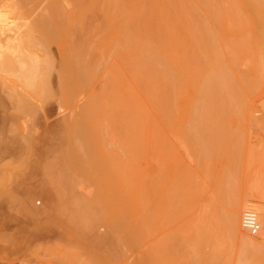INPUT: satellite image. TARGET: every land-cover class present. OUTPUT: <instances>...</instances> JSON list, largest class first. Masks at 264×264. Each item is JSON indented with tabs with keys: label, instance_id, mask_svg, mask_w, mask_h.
<instances>
[{
	"label": "bare ground",
	"instance_id": "1",
	"mask_svg": "<svg viewBox=\"0 0 264 264\" xmlns=\"http://www.w3.org/2000/svg\"><path fill=\"white\" fill-rule=\"evenodd\" d=\"M19 1H17L19 6L17 5L16 6L17 8L15 7V9H17V11L20 12V13L18 12V15H20L23 20L28 19L30 21L28 23H24V25L21 26V29L23 28V26H25V30H23L24 31L23 33H20L19 35L20 37H18L16 44L11 45L7 43L6 45L7 50L9 51L11 50V52L8 51V53H6L5 51L3 52L0 49V70L3 69L4 71L5 69L6 70L8 69L7 71L11 72L10 69L12 68V66H15L16 64V63L14 64L13 59L16 56L18 57L17 60L18 70L20 69V72L17 71V74L19 73L18 77L14 74L13 76H16L18 80L20 79L22 85L18 81L19 84L21 85L19 87H22L23 89L22 88L19 89H22V91L23 90L24 91L22 92L16 88L11 89V91H9V89L3 86L4 90L5 89L8 90V91L6 90L7 96L6 98L4 96L5 98L4 100L0 99V108H5V110L3 109V111H7V112L10 111V108L12 109V111L15 110L13 116L15 115L16 119H22V118L24 119L28 116H30V118H34L33 116L38 115L40 113L39 112L40 109L43 108V103L47 102L46 100H48L47 97L49 94H47L46 89H48L47 87L49 86V83L54 81V80L51 81L52 78L51 72L55 70L53 69L51 71L53 62H51V60L48 57L47 58L43 57V59H38L39 54L37 55L35 53L36 49L35 52L34 50L33 52H30V50L32 49H30L29 47L30 50L27 51L26 50L27 46L35 45L33 47L34 49L35 47L37 48L36 45H40L42 48L48 49L50 48L49 47L50 44L56 40L57 36L62 31V29H64L65 27L67 28L68 25H70V27L75 25L78 26V24L81 23L84 12H86L84 14H88L87 12H90L91 14L94 13L93 15H95V12L100 11L103 15H101L100 12L98 13H100V15L103 16V18L100 15L94 17L95 18L100 17L99 20L103 19V22L105 24V25L103 24V26L107 27L106 24H109L111 26L113 25L112 27H115L117 29V30L114 29L117 35L115 33L114 36H116V38L114 37L113 39L119 43L117 44L119 45L118 48L120 47L119 50L118 48L117 50H115V48L113 47H110L108 49L106 47V49L109 50V52L112 48V50H114L112 52L118 51L119 53L117 62L115 59V62L117 63L116 64L117 67L114 66L116 68V71L113 74L111 73V71L113 72L114 67L112 69L110 68L111 70L108 69L110 72L109 71L107 72V69L106 68L104 69L102 67L104 70H106L105 73H109L108 75L109 77L113 75L112 77L109 78L107 75H105L106 77L105 76L103 77V75L101 74L104 70L101 69L96 70V67L101 68V66L98 65L101 64L100 63L101 61L102 63H104L103 61L105 60V58L101 59L102 56H99L98 54V56L100 57V59L99 57L98 59L101 61L97 66H95V64H97L99 60L97 61L93 59V55L95 54L92 55L93 52L91 49V42L88 41L89 42L88 43L86 41L87 38L90 40L92 36L91 35L92 32L95 33L93 35L95 37L97 33L100 35V32L95 31L96 30L95 28H93L94 31L92 29L90 30L92 31L89 34L91 35L90 37L87 36L86 38L85 35L84 36L86 39L85 40L84 37L80 36L84 41L80 39L82 41L78 42L77 39L79 38H77L76 42L78 43H76L73 46L71 44L70 45L66 44L63 40V44L65 43L66 45L65 44H64L65 46L62 45L61 48L60 47L61 44L58 43L60 40H62L60 39L62 38L61 34L59 35L60 38L58 37V40L55 41L58 43V44L55 43V45L56 44L58 45L57 49L59 50V53L61 49V53H60L61 60L59 59L60 65L58 67L59 72H58L57 85H58V91L60 93V99L64 104L66 105L71 104L72 101H75L74 99L76 97L81 95L84 92V90L88 89L87 86L89 87L91 79L95 75L96 71L102 75L101 76L99 74L97 75V77L100 76L103 77V79L108 77L109 79L107 78L108 82L105 85L100 86L99 84L100 83L102 84V82L98 84L100 86V88L98 89L100 90L101 93L100 92L97 93L98 89H96L97 92L92 91L90 93L91 88L93 89L92 85L90 86L91 88H89L90 90L88 93L87 104H85V107L82 113L80 114V116L76 118L77 122L70 121L65 124V129L60 132L61 134L55 136V137L58 136L57 137L58 144H56L55 142L57 146L50 141L52 145H55L54 148L51 145L52 146L51 148L53 149L50 150L49 152L50 154L49 153L47 154L50 155L51 157L49 158L46 157L47 158L46 162L43 161L42 165L40 164L42 166V171H43L42 173H44V176H46L45 177L46 182L44 183L49 186V187L46 186L47 188L53 189L55 195V201L52 208L53 209L52 215L51 216L46 215L48 216L47 218L51 220V221L49 220L50 223L52 222V224H50L51 228L52 225L53 224L55 225L56 222L59 223L58 224L59 226L60 223H62L64 224L63 226L66 229L64 228L65 229L64 230L62 227L60 228L61 231L62 229L63 231L67 230L68 233H70V236L75 234L73 235V237L74 236L77 237L78 235H81L83 239L85 235L84 234L85 230L89 233L90 236L91 235L90 231L91 230L95 231L96 226H98L99 224L106 225L108 228L107 234L103 236H95L94 232H92L93 234L92 236L94 237V239L96 237V242L98 244L93 241L94 240L93 237L91 236L89 237L87 235L90 238V241H93L94 246L96 245V247H98L97 245H99L102 248V249L98 248V250L100 249L99 253L94 252L95 256L91 255L92 257L96 258V261H98L99 264H109L111 261L122 257L124 250V249L122 250V248H128L129 250H132V252L134 251L137 254L141 255L143 253L144 247H148L149 254L140 257L137 264H182L181 262L184 259L187 260L188 255L191 252H193L191 251V249L193 247L194 250L197 249L195 247L197 244L191 247L190 240L191 241L193 240L192 242H195L198 241V239L193 238L192 236H190L189 238H184L182 235L180 236V233L178 231H175L173 228H171V227H176L175 225L176 223L174 224V226L173 224L170 226V224L172 223V220L175 218L173 214L177 212V211L175 212L177 206H179L183 202H185V205L187 204V206H189L190 200L188 199V201H185L187 196L190 194L188 192V189L189 188L193 189L195 187H193V184L192 185L190 184V182L194 183L193 179H189V178L187 180L190 181L184 184H177L176 182H174V178L171 177L170 175V171H172V169L170 168L171 166H169V163L171 161H169V163L167 162L168 164L166 163V165L163 164L165 163L164 154L167 153L166 133L167 131H169L166 128V124L168 123L170 118V110H171L170 108L171 107H174V109H176V107L179 108L178 102L180 97L183 95V92L186 98L189 97L187 96L188 92L187 89L185 88V84L186 83L189 84L190 82L191 83L189 84V86L192 89V95L189 98V100L185 103L186 106L185 118L186 120H188L187 123L195 126L194 136L197 137L198 143L200 142L199 144L197 143L201 147L200 151H202L203 147L206 148L205 147L206 145L207 146L206 149H208L206 151V155L211 153L210 152L211 149H209L210 145L208 146L207 144H205L204 141L208 140L209 138L210 139L212 138L213 131L216 132V134L218 135L219 133L218 129H220L219 125L217 127L216 124H215L216 127L212 126L208 128L207 124L208 125L210 124L208 122L206 125L204 124L205 125L204 126L202 123V121H204V118L203 120L202 118H200L201 113H203L201 117H206V116L209 117L210 114H211L210 117H214V114L216 115L217 113H220L221 116L223 115L222 117H226V115L232 116L235 114L236 111L233 112L234 114H230V113L231 111H233V109H236L234 107H236V105L239 103V99H238L239 90H237L236 87L237 81L239 79L238 75L242 73V72L239 73V71L245 70L246 72L247 71L250 72V70H252L250 69V66L247 67L248 70L246 67L244 70H242L241 67H239L241 65L239 61L242 59L244 60V57L247 58L246 56L249 55V52L250 53L254 52V50L250 51L251 47H253V45L250 46L251 42L249 44V41L251 40H249L250 38H248L250 37L251 33L249 31L247 32V34L246 33L243 34L246 35L244 37L247 38L248 42L246 39H244V37L243 39L246 40L247 44L250 47L246 43H244V41H242L250 49L244 46V44L241 43V40L239 41V39H237L238 37L234 36L236 39L234 40L232 39L233 41L235 40L239 41L237 42L236 46L240 47L239 43L243 46V48L241 46L242 50L241 48H239V50L238 48L236 49L238 50V52L241 50L243 53V54L241 53L243 58H240L241 56L239 57L240 60L236 57V59L239 60L238 64H240L238 66L239 68H237L238 70L240 69L237 74L236 70L233 69L235 66L232 67L231 65L232 63H230V61L227 62L229 60L228 58L229 55H227L228 53L225 55L226 57L228 56L227 57L228 60H226L225 62L224 59L226 58H224L225 57L224 53H222V51L219 49L221 45L218 46V44H216V39H215L216 35L214 34L220 32L217 35L219 37L220 35L223 36L221 37L222 39H224L225 37L223 35V31H221L222 29L215 33V30H218L219 27L221 28L222 26L220 25L219 27H217V29H215L216 28L215 27L214 28L215 30L213 29V26L216 24H223V23H225L226 25L228 19L227 12L228 14L230 12L233 13L232 15H234V13L236 12L235 10H233L235 5H236L235 8H239L240 10L241 0H89L87 5L78 6L75 9V13H73L72 9L70 11L66 10V7L63 4L65 1L62 3L63 0L62 1L51 0L52 2L47 3L48 6L45 4L46 7L48 8L45 9L43 7V9H45L44 10L45 12H42L43 13L42 14L40 11L41 14H39L37 17H33L34 15L33 12H35L36 7H32V6L38 3L34 4L32 2L34 0H19ZM248 1L252 6H257L260 12L264 14V0H248ZM31 2L34 5L32 4L31 6ZM244 14L242 16L246 17V14L245 15ZM93 15L91 16L88 15V16L89 18L91 17V20L93 19L94 23L95 22L97 23L98 20L95 21ZM240 15L239 17L237 15L238 19L237 17H235L236 15H234L232 20H234L235 18L238 20L239 23H242L240 20H244L245 17L243 19V17L241 16L242 19H240ZM85 19H87V17ZM101 21L102 20L99 21L100 23H98V25L102 23ZM234 21L235 23H237L236 25L238 26V22L236 20ZM95 24H93V26ZM229 25L230 24H227L226 27ZM236 25H232L231 23L230 27L231 26L236 27ZM70 27L68 28V30L70 29ZM244 27L242 26V29H245ZM210 29L214 30V33ZM230 31L227 30L225 31V33L229 32L230 34L233 35L234 34L233 32H235L234 29L233 30L231 29ZM1 32L2 31L0 30V33ZM67 32L65 29V34ZM70 33L68 32L67 33L68 35H65L63 33L62 34L64 36L63 39H65V36L66 37L68 36L67 39L69 38L68 40L70 41V37H69ZM82 34L83 33L81 32V35ZM248 34L250 35L248 36ZM101 36L103 35L101 34ZM105 36L106 35L104 34L103 38H107V39L109 38V36L108 37ZM218 36L217 39L220 40ZM227 37H231V36H229L228 34L226 38ZM96 39L98 40V37L95 38V40ZM181 39L184 41L183 43L182 41H180ZM108 40H112V39L109 38ZM171 40H178V42H181L179 43L180 45L183 44V47L182 45L180 47L178 42L175 41L176 44L174 45L176 46L172 50V47L170 46ZM224 40L222 42H224ZM227 40H225V42ZM233 41H231V43ZM98 42L99 41H97V44ZM108 43L109 41L105 42V44ZM252 43L255 44V42ZM257 43L258 42H256L255 45H257ZM184 44L185 45L187 44L188 47L186 48ZM52 45H54V43ZM66 46H69V48H67ZM24 47H25V51L27 52H24L22 50ZM246 49L247 51L249 50V52H246L245 51ZM38 50L39 48H37V52ZM99 50H101L100 47L99 49L96 50L97 53ZM225 50L227 51L226 47L224 48V51ZM243 50L245 52H243ZM262 50L263 49H261V52H259L260 51L259 49L257 51L260 54L262 53L261 55L263 58L264 54ZM245 53H247L248 55H245ZM258 53L257 55L259 56ZM253 55H255V53ZM95 56L94 58L96 59ZM105 56L107 55L105 54ZM222 56L224 59L222 58ZM252 56H250V58H252ZM52 57L53 56H51L50 58ZM111 57L112 56L110 55V58ZM250 58H247L246 60H249ZM259 59L262 60L261 56L257 58V60ZM93 61L94 63L95 62L96 63L94 64ZM260 62L262 63V61ZM235 63L236 62H234V65ZM105 64L106 63H104V65ZM110 67H112V65ZM245 71L243 73H245ZM9 74L11 75V73ZM0 79L2 80V78ZM107 79L105 80V82L107 81ZM4 81L2 80L1 83ZM13 82H17V81H13ZM94 82L98 83L99 81L97 79V81ZM239 82L241 81H238V83ZM52 83H53L52 85L53 87L54 82ZM6 85H8V83H6ZM101 87H102V91H101ZM103 88H105L106 90L108 88L107 90L108 92H106V90L104 92ZM184 88L187 92L186 93L187 95L185 94ZM242 91H240V95ZM55 95L54 97L58 98L59 95L57 97ZM50 97L53 96L50 95ZM7 108H9V110H6ZM207 113H209V115H206ZM236 115L237 114H235V116ZM14 122L16 121L14 120ZM201 126L203 127L205 132L202 130ZM257 126L261 127V125H257ZM186 127L184 131L186 130L185 132H187L190 130L189 132H191V129H188L189 127L188 128ZM205 127H207L209 131L207 129L205 130ZM13 129L12 131H15ZM194 129L192 128V130ZM24 142L25 144L21 149V152L23 151L21 154V158L25 156V158L21 161V164L23 163L21 165L22 168L23 165H26L27 163L31 164L32 162L31 159L30 161L28 159L31 154L30 153L32 150L31 148L34 146L33 143L34 139L32 141L31 139L25 138ZM212 143L213 142H211V144ZM110 144L111 146L109 147ZM113 144L114 146H112ZM111 147H115V148L113 149ZM167 155L168 154H166V156ZM154 156L157 157L158 159V168L159 169L164 168L166 171L163 187L158 188L160 189L159 190L160 192H155L156 191L155 186L150 187V191L149 189L147 190L146 185L149 186L151 184V181H149L150 184H143L145 183L143 182L145 180L142 181V179H145L146 176H144L145 175L144 170L141 171L139 169V168H152V162ZM168 160L169 159H167L166 161ZM214 160L212 162H214ZM10 166L12 170V165ZM27 166L29 167V165H26V167ZM110 166H112L111 169H116V170L114 172L107 171L106 169H110ZM129 168L132 170H130ZM176 168L178 167L176 166ZM121 169L123 170L126 169V171L125 170L122 171ZM173 170L176 169L173 168ZM218 171L219 169L216 172L217 174L225 176L224 170L222 171L221 169V173H218ZM6 173H8L7 170ZM0 174L2 175L1 172ZM133 174L135 175L139 174V175H136L135 177L133 176ZM11 175L13 174H9L10 177L5 175V177L9 178L8 180H10V178L12 179ZM79 175H83L87 179L92 180L93 183H95V191L98 200L94 199L91 195H90L91 197L88 198V195L87 197L86 196L83 197V195L79 193L77 194L78 190H76L77 192L75 191V186L77 181H79L78 179ZM3 176L1 177L3 178ZM5 182H4L5 187H7L6 184L8 182L7 183ZM2 183L3 182L1 181V184ZM160 183L162 184L163 181ZM3 186L0 188L1 190L4 191V189H2ZM228 189H231L232 192H234L233 187H230ZM224 190L226 192V187H224ZM7 191L6 192L4 191L5 193H3V196L4 194L7 193ZM7 196H9V194ZM11 196L12 195H10V197ZM10 197L8 201L12 199ZM3 199L6 198L2 197V201ZM6 201L4 200V202ZM233 201L231 200L232 204L230 203L226 213H228L230 216L229 218L232 219L231 223L233 224L235 232L242 239L248 240L249 239L248 235L244 233L240 225L241 223L240 217H242L241 215L242 210L243 209L254 210L256 212V215L260 217L262 216L261 222L264 226V209H262L261 207L251 208L250 206L247 205V202L243 199H236L234 202ZM192 205H195V203ZM196 206H197V202H196ZM181 207L183 208V205ZM102 208H104L110 215L109 220L107 221L102 220V216L100 214ZM30 212L35 215L39 214L37 212H34L33 210H30ZM179 213L180 212H178V214ZM33 218L35 220V218L37 219L38 216L36 215ZM219 219L220 218H218V220ZM225 219L226 218L224 217V220ZM66 221H68V223H66ZM230 221H231L230 219L229 222L227 220L229 226L231 225ZM46 222L47 223L45 224L47 225L45 227L48 226L47 228L49 229L50 228L48 224L49 222L48 221ZM219 222H223V221L220 219ZM65 224L69 225V227ZM34 226H35L34 228H36V225ZM55 227L53 229H55ZM39 229H41V227H39L37 230ZM161 230L163 232H161ZM36 231L33 234L35 236L37 234H40V233L36 234ZM67 231L64 233L61 232V236L65 234L66 238L64 239L69 240L66 234ZM76 237H74L75 239L72 238V240L70 237V241L72 242L69 241L70 243L67 242L68 244L67 243L66 244L70 246V244H72L74 240L75 243L78 242V239L81 240L80 236L77 237L78 239ZM152 237H154L153 242L147 245L146 244L147 240L151 239ZM64 239L63 242L65 243ZM63 242L62 244L63 246H65ZM75 243H73L74 247H76ZM81 243H86V241L84 240V242L82 241ZM89 243L92 244V242L88 241V244ZM76 244L78 245L79 242ZM86 244L84 245L86 246ZM189 244L190 246H188ZM93 245H91V247ZM88 246L90 247V245ZM94 246L93 248H95ZM77 248L79 249L80 245L77 246ZM263 248H262L263 252L260 256L261 258L264 256ZM255 250L260 251L259 248ZM78 251L80 252V250ZM92 251L93 250H90V252ZM100 251L102 253H100ZM81 253H83V255L85 254L84 256L89 255L87 254V252L85 253L84 250H82ZM194 253H196V251ZM217 253H219V250ZM211 256L212 255L209 256L210 257L209 259L208 258L204 259L203 264H226L222 260L218 262L217 256L214 257L213 255L212 257L214 258H212ZM173 258L174 260H176V262H174ZM88 259H91V257ZM61 260H65V259H61ZM92 260L94 262L93 258L91 259V261ZM262 261H264V259ZM68 262L66 263L68 264ZM78 263L83 264L82 261ZM185 263L187 264L188 262ZM230 263H228L227 261V264Z\"/></svg>",
	"mask_w": 264,
	"mask_h": 264
},
{
	"label": "rangeland",
	"instance_id": "2",
	"mask_svg": "<svg viewBox=\"0 0 264 264\" xmlns=\"http://www.w3.org/2000/svg\"><path fill=\"white\" fill-rule=\"evenodd\" d=\"M17 1H19V0H0V15H1L0 16V30L2 31L0 33V49L3 52L5 51L6 53H8V51H9V50H7V47H6L7 43H9L11 45L16 44L18 37H20L19 36L20 33H23L24 32L23 30H25V26H23L22 29H21V26L24 25V23H28L30 21L28 19H27L28 21L23 20L22 17L20 15H18L19 11H17V9H15V7L18 5ZM52 1L51 0H36V1L34 0V1H32L34 4L38 3V4L34 5L31 2V6L33 4L34 6H32V7H36L35 8L36 10L34 9L35 12H33L34 13L33 17H37L42 12H45L44 10L46 8H48V7H46V5L48 6L47 3L48 2L50 3ZM88 2H89V0H63L62 1L64 6L66 7V10L70 11L72 9L73 13H75V9L78 6L87 5ZM248 2H249L248 0H241L240 10H239V8H235L236 5L233 8V10L236 11L234 13V15H236L235 17H237V15L239 17V15L241 14L240 19H242V17H243L242 15L245 13L246 17L245 16L244 17H245V19L247 18L246 19L247 22L244 19V17H243L244 20L239 19L242 23L238 22V20H237L238 17H237V19L234 18V20H236L238 22V26H237L236 25L237 23H235V21L232 20L234 17V15H232L233 13L229 12V14H228V12H227V15L228 16L230 15V16L229 17L227 16L228 19H227L226 25L227 24L231 25V23H232V25H236V27L231 26L232 27L231 28L229 25V26H227L229 28L228 29L226 27L225 23L216 24L217 26L216 25L213 26V29L215 27H216L215 29H217V27H219L220 25L222 26L221 28L219 27L218 30H215V29L214 30L216 33L217 31L222 29L221 31H223V35L225 36L224 39L226 38V36H228V34H229V36H231V37H227L225 40H227V39H229V40H227L225 42V40L221 38L223 36H221L219 34L220 35V37H219L217 35L220 32H217V34H214V35H216L215 36L216 44H218V46H220V45L222 46V47L220 46L221 48L219 47V49L222 51V53H224V56L227 53H228L227 55H229V57L227 56L229 58V60L226 56L224 57L226 59H224L222 56L224 61L225 62H226V60H228L227 62L230 61V63H232L231 64L232 67L235 66L233 69L236 70L237 74H238V71L240 70V69L239 70L237 69L239 67H241V69L244 70L245 67L247 68L248 66H250V69H252V70L249 69L250 72L249 71L246 72L244 70L245 73H243L244 71H241V70L239 71V73L242 72L241 74L238 75L239 76L238 81H241V82L238 83V81H237V84H236L237 90H239V93H238L239 103L236 105V107H234L236 109H233V111H231V113H230V114H234L233 112L236 111L235 112V114H237L236 116H235V114L232 116L230 115L231 117L229 115L228 116L226 115V117H227L226 118V117H222L223 115L221 116L220 113H217L216 115L214 114V117H210L211 114L209 115V113H207L206 115H209V117H207V116L201 117L203 114V113H201L200 118H202V120L204 118V121H202V120H200V121H202L203 125L204 124L206 125L208 122V123H210L209 125L207 124L208 128L212 127V126L218 127V125L220 128V129H218L219 130L218 132L220 133V135H219V133L217 135L216 132L213 131L212 134L214 137L211 135L212 136L211 139L209 138L208 140L204 141L205 144H207L208 146L210 145L209 149H211L210 150L211 153L206 155V151L208 150V149H206L207 148L206 145H205L206 148L203 147L204 150L206 149L205 152L203 149H202V151H200L201 147L198 145L200 142L198 143L197 137L194 136V133H195L194 127L195 126L187 123L188 120H186V118H185L186 117L185 116L186 115L185 103L189 100V98L192 95V89L189 86V84L191 83L190 81H189L190 82L189 84L186 83L187 87L185 84V88L187 89L188 93L186 92V90L184 88L185 94L187 93L188 95L187 94L186 95L189 97L186 98V96L184 95V92H183V95H182L183 97L181 96L179 99V102H178L179 108L178 107H176V109H174V107L170 108L171 109L170 110V118H169L168 123L166 124L167 130H169L166 133L167 134V136H166V141H167L166 152L167 153L166 154H168V155L166 156V154H164V156L167 158L164 157L165 163H163L164 161L162 163L164 165H166L167 162L169 163V161H171L169 163V166H171L170 168L172 169V171H170V175H171V177L174 178V182H176L177 184L187 183L190 181V180H187L189 178V179H193L194 183L190 182L191 185L193 184V187L196 188L198 186L196 189L193 187H191L193 189H190V188L188 189V192L190 194L187 196L185 201H188V199L190 200L189 206H187V204L185 205V202H183L184 204L182 203L179 206H177V208L175 209V212L176 211L177 212L173 214L175 218L172 220V223L170 224V226L172 224L174 226V224L176 223L175 224L176 227H171V228H173L175 231H178L180 233V236L182 235L184 238H189L190 236H192L193 238L198 239V241H195V242H192L193 240L192 241L190 240L191 247H193V245L197 244L195 246L197 249L194 250L193 249L194 247H193L191 249V251H193V252H191L192 254L190 253L191 255L189 254L187 257V260L184 259L181 262L182 264H184L185 262H188L189 264H197V263L203 264L204 259H206V258L209 259L210 255H212V256L214 255V257L217 256L218 262H220V260H222L226 264H227V261H228V263L231 262L230 264H262V263H264V261H262L264 259V256L262 258L260 257L262 252H263L262 248L264 247V228H263L264 226L261 222L262 216L260 217L257 215L260 227H259V231L255 235H251L247 230H245L242 227V222L240 223L242 230L244 231V233H246L248 235V238H249L248 240H245V239H242L235 232L233 224L231 223L232 219L229 218L230 217L229 214L226 213V211L228 210V207L231 203V200L235 201L236 199L245 200L247 202V205L250 206L251 208H256V207L260 208L261 207L262 209H264V70H263L264 69V56L262 58V55H261L262 53L260 54L257 51L259 49L260 50L259 52H261V49H263L262 52L264 54V37H261V36H264L263 35V33H264V14L260 12V10H259V8H257V6H252L250 4V2L249 3ZM68 4L70 5V7ZM37 6H38V8H37ZM43 7L45 9H43ZM40 8H41V10H40ZM37 11H39V12H37ZM40 11H41V13H40ZM237 11H239V12H237ZM98 12H100V11L95 12V15H93L94 13L91 14L90 12H87L88 14H84V13H86V12H84L83 13V19L84 20L82 19L81 23L78 24V26L75 25V26L70 27V25H68L67 28L65 27L64 29H62V31L59 33V35L61 34L62 38H60V36L58 35L56 40H58V37L60 39H62L58 42L61 44L60 47L62 48V45L65 46L66 44H69V45L71 44L72 46L75 45L79 41H82L83 39L81 37H84L85 35H86L85 36L86 38H87V36L90 37L92 35L90 40L88 38L86 40L85 37H84V39L87 42L88 41L91 42V49L93 52L92 55L93 54L96 55V56L93 55V59L98 61L100 59L99 56H102L101 59L105 58V60L103 62L106 63L104 65V63H102V61L99 60L98 63L95 64L96 62L94 63V61H93L95 66H97L100 61H101L100 63L102 64V65L99 64L98 66H101V68L96 67V70L97 69L98 70H100V69L104 70L106 68L107 72H108L114 66L117 67L116 62H117V59L119 57V53H118V51H115L116 53L112 52V51H114V50H112V48H111L110 52L107 49L110 47H113V48H115V50H117V48L119 46L117 44H119V43L113 39L114 37L116 38V36H114V34L116 33L114 29H116V28L112 27L113 25L111 26L109 24H106V26L108 28L103 26V24H104L103 19H100V20H102L101 21L102 23L98 25V23H100L99 22L100 17H98V18L94 17V16L100 15L101 12L100 13H98ZM236 13H238V14H236ZM252 13H254V14H252ZM88 15L89 16L93 15V18H95V21L98 20L97 23L95 22L96 23L95 24L93 19L91 20V17L89 18ZM101 15H103V14L101 13ZM231 15H232V17H231ZM86 17H87V19H85ZM101 17L103 18V16H101ZM25 21H27V22H25ZM231 21H234V22H231ZM244 21L246 22L247 25L245 24ZM248 21H249V24H248ZM93 24H95V25L93 26ZM239 24H241V25H239ZM101 26H103V27H101ZM242 26L243 27L245 26L244 27L245 29H242ZM69 27H70V29H69L70 31L68 30ZM84 28H86V29H84ZM93 28L96 29L95 31L100 32V35L97 33L96 37L93 36L95 33L90 31L91 29L93 30ZM111 28H113V29H111ZM230 28L232 30L233 29L235 30V32L232 31L235 35L230 34L231 33ZM65 29H66V32L67 31L69 33L71 32L69 34L70 41L68 40L69 38L67 39L68 36L67 37L65 36L66 40L63 39L64 36L62 34L63 33L65 34ZM87 29H88V32H87ZM111 30H112V32H111ZM210 30H212V29H210ZM214 30H212L213 33H214ZM227 30H229L230 33L229 32L225 33V31H227ZM249 31L251 33V35L248 34V36L250 35V37H248V38H250L249 40H251V41H249V44L251 42L250 46L253 45V47H251V49L249 48L250 46L247 44V42H248L247 38L244 37L246 35H243L245 33L247 34V32H249ZM81 32L84 35L83 34L81 35ZM236 32H238V33H236ZM258 32H260L261 34ZM67 33L65 35H68ZM90 33H91V35H89ZM101 34L103 36H104V34L107 37L109 36V38L112 40H108L109 38L108 39L103 38V36H101ZM73 35H75V36H73ZM116 35H117V33H116ZM217 36H218V38H220V40L222 39L221 42L224 40V42H222V44H221L220 40L217 39ZM232 36H233V38H232ZM234 36L238 37L237 39H239V41L241 40L242 44L246 43L249 47L246 46L245 44H244V46L248 47L250 49V51L254 50V52H252V53L253 54L255 53L256 56L253 55L252 53H250L249 50L247 51V49H248L247 48L245 51L249 52V55L247 53H245V55H248V56H246L247 58H250V56L253 55L252 58H250L249 60H246L247 58L244 57L245 61L243 59L240 60V58H243V56H242L243 53L241 51L243 46L240 43H239L240 47L236 46L237 42H239V41H237V40L233 41L234 39H236ZM94 37L95 38L98 37V40L97 39L95 40ZM243 37H244V39L247 40V42H246V40L243 39ZM77 38H79V39H77ZM76 39L78 42H76ZM80 39H82V40H80ZM101 39H103V40H101ZM63 40L66 43V44L64 43L65 45L63 44ZM92 40H94L95 42ZM117 40H118V38H117ZM55 41L50 44V46H49L50 48H48V49L42 48L40 45H36L37 48H39L38 52H37L36 47L33 49V47L35 45L34 46H27L28 49L26 48L27 51L32 49V50H30V52H33V50L35 52V49H36L35 53L37 55L39 54L38 56L40 57V58L38 57V59H43V57H45V58L48 57L51 60V62H53V64H54V65L52 64L51 71L53 69H55L54 71L51 72V77L54 78V79L51 78V81L54 80V81H52V82H54V86L52 87V85H53L52 82L49 83L50 88L48 86L47 87L48 89H46L47 94H49L47 97L48 100L45 99L47 102L43 103V108L40 109V111H39L40 113L38 114L39 116L35 115V116H33L34 118H30V116H28L24 119L23 118L22 119H16L15 118L16 116L15 115L13 116V113H15L14 112L15 110L12 111V109L10 108V111H8L9 112L8 113L7 111H3V109L5 110V108H0V167H1L0 172L2 173V175L0 174V177L3 176V173H4L3 178L1 177L3 180L0 178V180L3 182L1 184V181H0V187H2L4 185L2 189H4L5 192L8 189L7 193L4 194V196H3V193H5V192L3 190H1V188H0V195H1L0 200L2 201V197L7 199V201H6V199H3L2 202L0 201V264H62L64 262H65L64 264H67L66 262H68V261H69L68 264H77L80 261H82L83 264H97V263L99 264V262L96 261V258L92 257V256H95L94 252L99 253L100 249L98 250V248H101V247L99 245H97L98 247H96V245L95 246L93 245V241L96 242V237L94 239V237L92 236L93 235L92 232H94L95 236H103V235L107 234V232H108V228L106 225L99 224L98 226H96L95 231L94 230L90 231V234H91L90 236L93 237V239H94V240L92 239L93 241H90L89 233L85 230V232H87V233L84 232L85 235H84L83 239H82L81 235H78L81 237V240L77 238L78 236L77 237L74 236L78 239V242H79V244L77 245L76 243H78V242L75 243L74 242L75 240L73 241V243H75L76 247L73 246V243L70 244V246H68L67 242L70 241V237L72 240V238H74L73 235H75V234H73V235L71 234L72 236H70V233H68V231L66 230L67 231V233H66L67 238H69V240L64 239V238H66L65 234L62 235L63 236V238H62L61 232H63V233L66 232V231H63V229L65 228L63 226L64 224L60 223V226H59L58 225L59 223L56 222L57 223L56 224L55 222H53V223H55V225L58 229L55 227L54 224H53L54 226L52 225V228H51L50 224H52V222L50 223L51 220L49 218H47L48 216H46V215H50V216L52 215V212H53L52 208H53L54 201H55V195H54L53 189L47 188L46 186H48V185L44 183V182H46V179H45L46 176H44V173H42L43 171H42L41 165H42L43 161L46 162V159H47L46 157H48V158L51 157L50 155H47V154L50 152L51 149L54 148V146L56 144H58V141H57L58 136L57 137H55V136L61 134L60 132L65 129V124L67 122H70V121L77 122L76 118H78L80 116V114L82 113V111L85 107V104H87L88 93L90 90L89 88H91L90 86L92 85V87H93V89L91 88L90 93L92 91H94V92L98 91L97 93H99L100 90L98 88H100V86H102V85H105L108 82V79L110 77H112L113 76L112 74L116 71V68L114 67L113 72L111 71L112 76H110V77L108 76L109 73H105L106 70H104L101 73L103 75V77L105 75H107L109 77V78L107 77L108 79L107 78L103 79V77H100V76L97 77V75H99L100 73H98L96 71L95 75L91 79L89 87L87 86L88 89L84 90V92H83L84 94L82 93L81 95L76 97L74 99L76 102L72 101L71 104L66 105L60 99V93L58 91V85H57L58 84V72H59L58 67L60 65V60H61V54H60L61 49H60V53H59V50L57 49L58 43ZM97 41H99L98 44H97ZM107 41H109V43L105 44V42H107ZM175 41L178 42V40H171L170 41L171 42L170 46L172 47V50L176 46V45H174V44H176ZM180 41H182V43L184 42L182 39ZM231 41H233L232 42L233 44L231 43ZM242 41H244V43ZM252 42H255V44H256V42H258V43H257V45H255ZM53 43H54V45H52ZM55 43H57V44L55 45ZM179 43H181V42H178V44ZM181 45L183 47V44H181ZM181 45L179 44L180 47H181ZM185 46H186V48L188 47L187 44ZM185 46H184V48H185ZM224 46L226 47L227 51L226 50L224 51V48H225ZM241 46H242V48H241ZM29 47H30V49H29ZM66 47L69 48V46H66ZM99 47L101 50H99L97 53L96 50L99 49ZM106 47H107V49H106ZM119 48H118V50H119ZM237 48H238V50H239V48H241V50H240L241 52L240 51L238 52V50H236ZM22 50L24 52H27V51H25V47ZM105 50H107V51H105ZM245 51L243 50V52H245ZM9 52H11V50ZM42 52H44V53H42ZM50 52H51V54H50ZM229 52L231 54L232 53L233 54L231 55ZM257 53L259 54V56L257 55ZM40 54H41L42 58H41ZM98 54H99V56H98ZM105 54L107 56H105ZM110 55L112 56L111 58H110ZM51 56H53V57L50 58ZM94 56L96 57V59L94 58ZM257 56L258 57L261 56L262 60H260V59L257 60V58H258ZM98 57H99V59H98ZM115 57H117V58H115ZM230 57L233 59H231ZM236 57L240 61L237 60ZM253 57H254V59H253ZM115 59H116V62H115ZM17 60H18V57L16 56L13 59L14 64L15 63L16 64H15V66H12V68L10 69L11 72L7 71L8 69L7 70L5 69L4 71H3V69L0 70V71H2V72H0V78H2L3 81L5 80L4 82H2L3 83L2 84L1 83L2 80L0 79L1 80L0 81V89H2V90H0V99L4 100L6 98V96H7L6 94L8 91L7 89H9V91H11V89H14V88H16L20 91H22V89H23L22 87H19L22 84L20 82V79L18 80V78H17L18 74H19V73L17 74V71L20 72V69L18 70ZM54 61L56 64L54 63ZM238 61L240 62L241 65L238 64L239 63ZM260 61H262L263 64ZM58 62H59V64H58ZM234 62H236L235 65H234ZM110 64L112 65V67H110L111 66ZM260 64L262 67L260 66ZM13 68L16 70H14ZM247 70H248V68H247ZM8 72L11 73L12 76ZM13 74L16 75L17 77L13 76ZM248 75H249V77H248ZM246 77H248V78H246ZM99 78H100V80H99ZM242 78H244V79H242ZM97 79L99 82L98 83L94 82V81H97ZM102 79H103V81H102ZM106 79H107V81L105 82ZM189 79H190V77H189ZM246 80H248V81H246ZM13 81H17V82L19 81L21 85L19 84V82L17 84V82H13ZM5 82L8 83V85H6ZM100 82H102V84ZM103 82H105V83H103ZM15 83H16V85H15ZM95 84H97V85L99 84L100 86L98 85L99 86L98 87ZM238 84H240L241 86ZM3 86L7 89L4 90ZM103 87H105V86H103ZM19 88H22V89H19ZM96 89H98V90L96 91ZM103 89H104L103 91L105 92L106 89L105 88H103ZM107 90H108V88H107ZM107 90H106V92H108ZM86 91H87V94H86ZM101 91H102V87H101ZM240 91H242L241 92L242 97L240 95ZM53 94L54 95L56 94L55 95L56 97L59 95L58 98H55ZM50 95L53 97H50ZM1 96H2V98H1ZM4 96H5V98H4ZM240 102H241V104H240ZM72 105H74V106H72ZM6 110H9V108H7ZM212 110H211V112H212ZM4 114L6 115V117ZM215 116H217V117H215ZM233 116L236 118H234ZM211 118H212V120H211ZM10 120H12V121H10ZM14 120L16 122H14ZM205 120H206V122H205ZM208 120L211 122H209ZM219 121L223 125H221L219 123ZM215 124H216V126H215ZM257 125H261V127L260 126L258 127ZM185 127L186 128L189 127L188 129H191V132H189L190 130L185 132L186 131V130L184 131ZM191 127L194 130H192ZM207 127H205V130L207 129ZM224 128H225V131H224ZM12 129L15 131H12ZM202 130L204 131L203 127H202ZM177 132H179V133H177ZM183 135H185L186 137ZM25 138L31 139L32 141L34 139L33 143H34L35 147L33 146L31 148L32 150L30 153L32 155L30 154V156H29V154H28V156H29L28 160L30 161V159H31L32 165L30 163L26 164V162H25V164L29 165V167L28 166L26 167V165H23V168H22L21 165L23 163L21 164V161L25 158V156L23 158H21V154L23 152V151L21 152V149H22L23 145L25 144V142H24ZM50 141L54 144L56 142V144L52 145L50 143ZM191 141H193V142H191ZM211 142H213V143L211 144ZM51 145L53 146V148H51L52 147ZM110 146H111V144L109 145V147ZM112 146H114V144ZM211 146H213L214 149ZM111 148L114 149L115 147H111ZM188 148H189V150H188ZM212 151H214V152H212ZM153 158H154L153 159L154 163L152 162V168H139V169L141 171L144 170V174H145L144 176H146L148 178V181H147L146 177H145V179H142V181L145 180V181H143V182H145L143 184H150L149 181H151V184L149 186L146 185L147 190L149 189V191H150V187L155 186L156 187L155 192H160L159 191L160 189H158V188L163 187L166 171L164 168L159 169L157 157L154 156ZM167 159H169V160L166 161ZM213 160H214V162H212ZM10 165H12V170L10 168L11 167ZM44 165H43V167H44ZM176 166L180 169L176 168ZM111 168H112V166H110V169H106V170L109 172H114L116 170V169H111ZM173 168H175L176 170H173ZM20 169H22V170H20ZM216 169L217 170L219 169L218 173H221V169H222V171L224 170L225 176L217 174ZM6 170L8 173H6ZM121 170L126 171V169H124V170L121 169ZM130 170H132V169H130ZM185 170H186V172H185ZM136 171H138V170H136ZM183 173L186 175H184ZM193 173H194V175H193ZM213 173H214V175H213ZM9 174H13V175H11L12 179L10 178V180H8L9 178L5 177V175L9 176ZM187 174L189 177L187 176ZM136 175H139V174H136ZM136 175L133 174V176H135V177H136ZM172 175H174V176H172ZM180 177H182V178H180ZM4 178H5L6 182H5ZM78 179H79V181H77L76 186H75V191L78 190V192L76 191L77 194L79 193V194L83 195V197L84 196L87 197V195H88V198H90L92 196L94 199L98 200L97 199L98 197H97L96 191H95V183H93L92 180L87 179L83 175H79ZM162 181H163V183L161 184L160 182H162ZM4 182L5 183L8 182L7 183L8 185L6 184L7 187H5ZM158 184H160V185H158ZM223 186L226 187V192H225ZM229 186L233 187L234 192H232L231 189H228V188H230ZM8 194H9V196H7ZM10 195H12L13 197L12 196L10 197ZM194 196H195V198H194ZM233 196H235V197H233ZM9 197L12 198L9 200L10 202L8 201ZM4 200L6 202H4ZM196 202H197V206H196ZM194 203H195V205H192ZM182 205H183V208L181 207ZM184 205H185V207L186 206L187 207L185 208ZM190 205H191V207H190ZM195 209H196V211H195ZM30 210H33L34 212L39 213V214H36L38 216L37 219H39V220H37L36 218L34 220L33 217H35L36 215L31 213ZM193 211H194V213H193ZM244 211H246V209L242 210L241 215L243 214ZM178 212H180V213L178 214ZM191 212H192V214H191ZM100 214L102 216V220H104V221L109 220L110 215L104 208L101 209ZM227 216H228V218H227ZM224 217L228 220V222H229V219L231 220L230 226H229V223L227 222V220L226 219L224 220ZM183 218H184V220H183ZM218 218H220L223 222H219L220 219L218 220ZM240 218H241L240 221H242V217H240ZM35 221H37V222H35ZM46 221L49 222L48 223L50 226L49 229L47 228L48 226L45 227L47 225V224H45V223H47ZM202 221H203V223H202ZM66 223H68V221H66ZM34 225H36V228H34L35 227ZM65 225H67V224H65ZM196 225H198V226H196ZM67 226L69 227V225H67ZM39 227H41V229L37 230ZM54 227H55V229H53ZM62 227H63V229L61 231L60 228H62ZM32 228H34V229H32ZM42 228H43V230H42ZM46 228L48 229V231ZM232 229L234 230V232ZM162 230H161V232H163ZM35 231H36V234L40 233L41 235L37 234L38 237H37V235L36 236L33 235L35 233ZM203 231H205V232H203ZM95 232L97 235L95 234ZM195 235H197V236H195ZM87 238H89V239H87ZM153 238L154 237H152L151 239H148L146 244L148 245L149 243L153 242V240H154ZM202 238H203V240H202ZM9 239H10V241H9ZM63 239L65 240V243L63 242ZM86 239L89 242H92V244H90V243L88 244V241ZM84 240L86 241L87 244L81 243L82 241L84 242ZM10 242H12V243H10ZM62 242L65 244V246H63ZM70 242H72V241H70ZM96 243H94V244H96ZM84 244H86V246ZM190 244L188 246H190ZM79 245H80V248L78 249L77 246H79ZM88 245H90V247ZM91 245H93L96 248V250H95V248H93V246L91 247ZM87 246L89 249L87 248ZM146 248H147V250H146ZM257 248H259L261 252L258 250H255ZM81 249L84 250L85 253L87 252V254H89V255L84 256L85 254L83 255V253H81V251H82ZM224 249H225V252H224ZM78 250H80V252ZM90 250H93V251L90 252ZM122 250H123V256L120 257L119 259H115V260L111 261L109 264H137L140 257L149 254L148 247L143 248V253L141 255L137 254L134 251L132 252V250H129L128 248H122ZM218 250H219V253H217ZM195 251H196V253H194ZM100 253H102V252L100 251ZM221 255L223 256V259H222ZM89 256L91 257V259L92 258L94 259V262H93V260L91 261V259H88V258H90ZM214 257H212V258H214ZM247 257H249V258H247ZM224 258H226V259H224ZM61 259H65V260H61ZM254 259L255 260L259 259L258 261H260V260L261 261L258 262V261H255ZM173 260H174V258H173ZM174 262H176V260H174Z\"/></svg>",
	"mask_w": 264,
	"mask_h": 264
},
{
	"label": "built area",
	"instance_id": "3",
	"mask_svg": "<svg viewBox=\"0 0 264 264\" xmlns=\"http://www.w3.org/2000/svg\"><path fill=\"white\" fill-rule=\"evenodd\" d=\"M242 227L251 235H255L259 231V222L257 215L253 210H246L242 214Z\"/></svg>",
	"mask_w": 264,
	"mask_h": 264
}]
</instances>
